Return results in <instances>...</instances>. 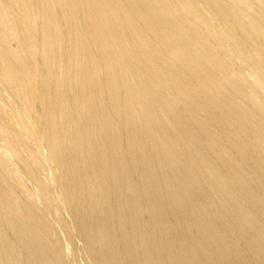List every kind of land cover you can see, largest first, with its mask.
I'll return each mask as SVG.
<instances>
[{"label":"bare ground","instance_id":"bare-ground-1","mask_svg":"<svg viewBox=\"0 0 264 264\" xmlns=\"http://www.w3.org/2000/svg\"><path fill=\"white\" fill-rule=\"evenodd\" d=\"M0 264H264V0H0Z\"/></svg>","mask_w":264,"mask_h":264}]
</instances>
